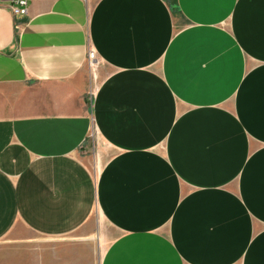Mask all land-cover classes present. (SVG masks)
<instances>
[{
	"label": "crops",
	"instance_id": "crops-1",
	"mask_svg": "<svg viewBox=\"0 0 264 264\" xmlns=\"http://www.w3.org/2000/svg\"><path fill=\"white\" fill-rule=\"evenodd\" d=\"M8 4L0 243L35 264H93L101 237L97 264H264V0Z\"/></svg>",
	"mask_w": 264,
	"mask_h": 264
},
{
	"label": "rangeland",
	"instance_id": "rangeland-1",
	"mask_svg": "<svg viewBox=\"0 0 264 264\" xmlns=\"http://www.w3.org/2000/svg\"><path fill=\"white\" fill-rule=\"evenodd\" d=\"M81 157L90 158L89 152L80 154ZM107 239L97 238L94 246L93 264H97L99 257L105 248ZM36 263V249L30 248L21 250L19 246L0 243V264H35Z\"/></svg>",
	"mask_w": 264,
	"mask_h": 264
},
{
	"label": "built area",
	"instance_id": "built-area-1",
	"mask_svg": "<svg viewBox=\"0 0 264 264\" xmlns=\"http://www.w3.org/2000/svg\"><path fill=\"white\" fill-rule=\"evenodd\" d=\"M3 1H8V7L11 13L15 15H26L27 13V0H0V3ZM87 60L90 67L97 65L96 53L93 50L87 51Z\"/></svg>",
	"mask_w": 264,
	"mask_h": 264
}]
</instances>
